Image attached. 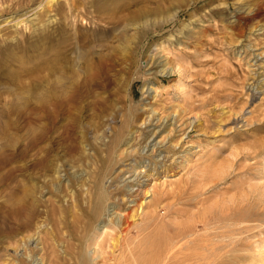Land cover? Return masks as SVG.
I'll return each instance as SVG.
<instances>
[{
	"label": "rangeland",
	"instance_id": "obj_1",
	"mask_svg": "<svg viewBox=\"0 0 264 264\" xmlns=\"http://www.w3.org/2000/svg\"><path fill=\"white\" fill-rule=\"evenodd\" d=\"M95 1L0 0V264H160L165 246L121 256L134 207L129 242L185 231L196 264H264V0H151L114 27ZM107 49V84L68 80L51 124L50 65Z\"/></svg>",
	"mask_w": 264,
	"mask_h": 264
},
{
	"label": "bare ground",
	"instance_id": "obj_2",
	"mask_svg": "<svg viewBox=\"0 0 264 264\" xmlns=\"http://www.w3.org/2000/svg\"><path fill=\"white\" fill-rule=\"evenodd\" d=\"M101 1H103V0H97V1H95V4H94L95 6L94 5L93 6L98 9V14L99 13H102V12L104 14L106 13L105 15H108L107 16V23L111 27H114V26H117L118 24L122 23L123 21L124 22L125 21L126 22L128 21L127 23H129V22L135 21L137 18H140V17H143L144 15H146L148 13V11L145 8L146 6H144V5L146 3H148V2H150L151 0H129V1L123 2V3H117L116 0H111L112 2L110 4H112V5L108 4L109 6H107L105 2L104 3L103 2L101 3ZM131 6H134L135 7L134 10H132V8L130 9ZM125 10H128L127 11L128 13H122ZM99 11H101V12H99ZM104 14H100V17H103ZM17 23H19V21H17ZM81 39H82V37H81ZM54 40H55V38H54ZM52 44H53V39H52ZM56 51H54V53ZM107 51L108 52L106 54H104L103 52H100V51H94V52H92L93 54H91L89 58H86L87 57L86 56L85 59L83 60V63H81L79 65V68L81 69L80 70L81 72H79L77 69L71 68L69 66V64H68V61L69 60L67 58L66 59L68 61L66 59L65 60H62V61H65V62H63V64L61 66L56 65V63L53 64V67H52V65H50L49 75L51 77H52V75H54V77H52V80H51L49 78V76H48L47 83H49L48 84L49 87L47 88L45 86L46 87L45 92H37L36 94H34L33 91L32 92L35 95V100L37 101V103L40 106V108L46 113L47 117L50 118V120H51L50 122H52L51 124H54L52 120L56 121V116H54V114H55L54 111H56V110H58L60 108L65 107L67 105V103L69 102V97L70 98L72 96L74 97V95L71 94L72 95L71 96L69 94V93H71L72 90L70 89L71 90L70 92L65 91L66 89L65 88L63 89V85H65L66 88L69 89L70 88V85H71L69 82H72V83H74V86H76V87H79L80 86L79 89L82 87V90L83 91L86 90L87 93H89V91H91V90L94 89L93 88L94 86L104 87L105 84H107V83H105L104 81L101 80V79H103V80L104 79H107V78H104V77L108 76L107 74H108L109 69H110L109 64L112 63V62H110L111 61V56H110V54H108V53L111 52V49H109V50L107 49ZM54 53H52V55ZM55 54H54V56H55ZM111 67H112V65H111ZM78 76H80V78H82L81 80L78 79V81L81 82L80 84L78 83V81L76 82L79 85L78 84H75V82H74L75 80H77V77ZM68 80H69V82H67ZM72 80H74V81H72ZM68 83L70 84L68 86L69 88L67 87V84ZM75 94L77 95L78 93L76 92ZM77 97H74V99L77 98ZM52 107H53L54 110H52ZM69 108H70V102H69ZM65 111H66V109H65ZM57 112H59V111H57ZM57 116H58V114H57ZM57 119H58V117H57ZM34 122H35V120H34ZM31 125H33V127H30V128L28 127V130L29 129L30 130L27 131V132H30L29 135L30 134H34V136H35V132L33 131V130H35L34 124H31ZM27 136H28V133H27ZM30 136L32 137V135H30ZM64 137H65V139H67L66 135H64ZM34 138H38V137H34ZM32 141H33L32 142V144H33V143H35L34 141H37V139H35V140L32 139ZM150 161H151V159L149 160V164H150ZM151 163H152V161H151ZM156 164L157 163L154 162V165H156ZM154 167H156V166H154ZM140 171H142V170H140ZM140 173H142V172H139V174H136L135 175V177H136L135 180L138 181V182L139 181L141 182L140 178L142 176L140 175ZM147 177H148V175H147ZM125 186L126 185H124L122 187L119 186V187H120V189L123 188V187L126 189L127 187H125ZM95 187H96V189H94V192L92 193V197H93L92 208H93V212L95 214H98L99 215L101 213V211H106L107 210L108 202L111 201L110 199L112 198L113 195L112 194H109V192H107L108 190L106 191L103 188H101L100 186L95 185ZM126 191L129 192L130 189H127ZM127 194H128L127 199L128 198L129 199L131 198L130 201H133L134 196L132 195V193H127ZM127 194H125V195H127ZM123 199L124 198H122V200ZM139 206H140V204H139ZM50 208H51V206H50ZM129 210L127 211L128 212L127 213L128 216L125 217L126 219L123 222H120L119 221V217L117 218L116 216H114V221H115L114 223H116L118 225L119 232L121 233V235H119V237L118 236H117V238L115 237L116 238V243H118V244L120 243L122 245V247H121V254L122 255L121 256L123 258H125V259H127V258L136 259V257L139 254L142 255L139 252H141L143 249L145 250V252H147V251H152L153 249H155V248H157L159 246H165V253H163V258H161V256H160V258H161L160 259V262H159L160 264H170V262H173V264H196V263L199 262V261L198 262L196 261V263L193 262V260H195V258L197 257L196 256L197 253L191 255L189 253H185L186 251L184 252V249H187V247H186L187 243L186 242H183V241L181 242V239L187 233L185 231H182L180 233L179 232H175V235H173L172 237L168 238L169 240H164L163 238H158V237L155 236L159 232L158 228H155V229H153V232L150 233V235H152V236H150L148 238L149 240H147L146 242L144 241V239H137V240H134L132 242H129V240L127 239L126 235H127L128 231L130 230V228L132 227V225L135 224L136 217L138 216V214L136 213V211L134 212L135 207H134L133 211H129ZM20 211H22L21 208H20V210L19 209H15L11 213V216L13 218H16L15 220H17V221H18V219H20L19 218ZM51 213H53V210L52 209H51ZM94 213H93V215H94ZM8 216H7V218H8ZM110 222H112V221H110ZM154 226H155V224H154ZM149 232H151V230ZM149 232L146 231V234H148ZM198 241H201V240H198ZM199 244H200V242L198 243V245ZM192 245L191 246L188 245V246L189 247H192ZM197 247H199V246H197V244H196V248ZM139 248H141V249L139 250ZM189 249H191V248H189ZM125 250H126V253H125ZM144 250H143V252H144ZM160 251L161 250H159L158 253H160V255H161V252ZM198 251H200V250H198ZM199 253L200 252H198V254ZM157 258H158V256H157ZM125 259H123V260H125ZM81 260H82V263L83 264H90V261H89V259H87V257H83ZM208 262H209V260H208ZM202 263H204V262H202Z\"/></svg>",
	"mask_w": 264,
	"mask_h": 264
}]
</instances>
